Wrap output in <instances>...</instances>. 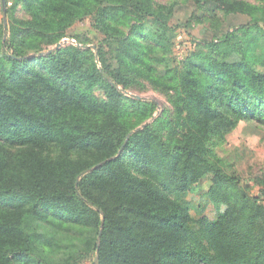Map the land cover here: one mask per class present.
<instances>
[{
  "label": "trees",
  "instance_id": "obj_1",
  "mask_svg": "<svg viewBox=\"0 0 264 264\" xmlns=\"http://www.w3.org/2000/svg\"><path fill=\"white\" fill-rule=\"evenodd\" d=\"M15 1L62 21L96 8V26L118 49L114 59L120 67L108 65L102 49V67L92 65L89 78L81 74L80 61L62 51L31 60L7 57L0 74V139L24 152L14 167V157L0 149V264H83L91 253L97 264H264V205L242 193L239 180L225 175L221 161L210 158L206 148L213 121L232 125L230 118L212 112L215 103L233 115L232 103L264 99L257 50L252 56L239 52L230 40L242 31L249 46L263 48L264 64V8L241 0H189L197 6L214 3L226 15L249 22L221 42L212 41L209 52L193 54L180 70L162 73L143 64L148 70L141 74L153 83L169 75L174 83L164 85L176 93L178 114L186 112L187 132L171 145L150 125L132 132L125 106L141 112L142 120L150 111L136 100L124 104L118 88L126 84L123 69L135 72L142 64L116 24L140 31L150 22L168 30L173 7L153 0ZM83 80L106 93L99 124L72 123L68 110L88 113L79 97L85 95L78 85ZM47 145L58 147L56 157L39 150ZM208 174L214 176L210 201L225 207L217 219L195 220L180 203L176 209L156 207L184 200Z\"/></svg>",
  "mask_w": 264,
  "mask_h": 264
},
{
  "label": "rangeland",
  "instance_id": "obj_2",
  "mask_svg": "<svg viewBox=\"0 0 264 264\" xmlns=\"http://www.w3.org/2000/svg\"><path fill=\"white\" fill-rule=\"evenodd\" d=\"M241 1L264 8V0ZM153 2L156 5L173 7L168 30L152 25L150 22L144 23L140 31L131 30L130 25L116 24L121 38L132 42L142 64L135 72L123 69L126 84L119 83L118 88L125 96V105L129 106L131 100H136L150 111L149 117L142 120L141 112H134L133 109L125 106L126 112L130 114L127 118L133 133L142 131L150 125L164 141L176 145L183 140L187 129L183 128L182 121L186 112L178 114L174 104L176 93L164 85L172 84L174 81L167 80L169 75H166L165 82L153 83L145 74H141L148 70L143 64L149 62L162 73H167L169 69L180 70L193 54L209 52L208 46L212 41L221 42L230 32L238 30L240 25H246L249 20L240 15L228 16L214 3L197 6L189 0H153ZM6 5L5 14L2 0H0V74L4 72L3 66L7 67L8 56L18 57V60L45 57L58 44L61 46L55 51H62L68 57L77 58L84 71L81 74L87 73L85 76L87 78L91 74L92 65H95L97 69L102 67L103 62L101 64L98 57L100 49L108 65H113L115 68L119 66L114 59V53L118 49L107 44L108 36L96 26V8H90L88 15H73L70 19L66 18L62 21L57 17L48 19L41 13L35 14L24 2L17 4L15 0H6ZM235 34L236 36L230 39L232 44L236 45L235 49L244 53L248 51L251 56L254 50H257L254 55L260 60L256 61V66L258 71L264 73V64L260 63L262 58H259L263 48L249 46L247 41L250 39L242 31H237ZM30 39L33 40L30 41ZM76 48L79 49V54L75 51ZM84 80L78 85L85 90V95L79 97L83 98L80 100L88 113L79 110H68V112L71 113L72 123L82 122L86 126L99 124L103 120L101 105L107 102L106 93L101 85H90ZM231 99L234 100L235 97ZM71 103L69 104L73 108L78 107L77 102ZM231 105L236 107L233 108V115L228 111L221 112L220 104L215 103V109H211L218 116L222 113V117L230 118L232 125L223 127L220 126L219 121H213L207 131L206 148L210 158L214 157L221 161L225 175L239 180L238 186L242 193L258 198L264 205V99L251 97L247 100L245 97L241 104L236 101ZM239 106L240 111L237 109ZM241 111L247 119L240 117ZM0 149L14 157L12 164L14 167L18 166L17 156L24 150H21L18 145L1 139ZM39 150L45 155L56 157L59 149L55 145H47ZM213 177L211 174L206 175L191 189L184 200L163 201L156 204V207L161 210L176 209L177 204L180 203L182 207L190 210L195 220L203 216L210 220L217 219L225 207L213 204L207 195L212 186ZM175 232H178V227ZM28 264H31L30 261ZM83 264H97L96 254H89L83 260Z\"/></svg>",
  "mask_w": 264,
  "mask_h": 264
},
{
  "label": "water",
  "instance_id": "obj_3",
  "mask_svg": "<svg viewBox=\"0 0 264 264\" xmlns=\"http://www.w3.org/2000/svg\"><path fill=\"white\" fill-rule=\"evenodd\" d=\"M2 5H3V11L4 13L6 14V11H7V5H6V0H2ZM5 22H6V19H5ZM61 44H58L55 49L53 50H58L60 48ZM53 50L49 51L47 54H50Z\"/></svg>",
  "mask_w": 264,
  "mask_h": 264
}]
</instances>
